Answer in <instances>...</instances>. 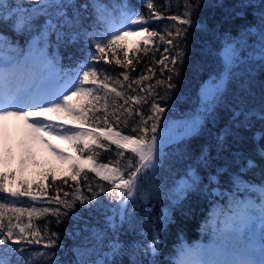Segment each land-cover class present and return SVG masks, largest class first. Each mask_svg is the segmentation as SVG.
Instances as JSON below:
<instances>
[{"label":"snow or ice","instance_id":"obj_1","mask_svg":"<svg viewBox=\"0 0 264 264\" xmlns=\"http://www.w3.org/2000/svg\"><path fill=\"white\" fill-rule=\"evenodd\" d=\"M166 4L170 6V0H166ZM90 6L94 9L95 21L85 26L83 21L87 17L83 13ZM199 6L200 0H196V5L183 0L182 13L166 15V5L158 4L156 0H138V5H133L130 0H121L115 6L118 9L116 15L105 5L99 4L98 0H92L91 5L77 4L75 0H21L20 3L17 0H0V29L7 26L14 33H27L31 36L27 46L22 48L0 30V121L10 117L22 121L29 139L46 143L60 165L67 166L68 178L77 185L71 197L68 193L61 196V189H57V194L46 201L58 207H37V202L47 196L46 187L42 183L36 184L34 189L31 183L21 179L16 172L0 171V246H6L0 248V252L17 254V264H33V261L23 259L25 246L40 245L44 251L31 254L36 264H61L55 259V249L60 247V234L53 232L42 235L40 227L33 223V218L50 214L60 223L62 217H68L76 209L77 202L89 210H92L91 206L95 202L98 209L104 203L98 199L101 194L116 202L114 215L107 217L111 226L115 227L117 216L121 224L126 221L131 223L132 211L128 205L131 203L134 207L143 182L150 174L156 175L167 136L158 132L165 111L161 104L153 99L149 116H145L142 110V105L148 103V97L159 96L151 83L139 87L155 75L153 68L148 67L147 74L142 73L136 79L130 77V72L140 62L137 54L143 51L147 55L157 47L154 42L160 41L164 45L163 53L154 64L160 66L162 75L165 70L169 74L165 79H158L156 86H165V94L160 99H166L169 90L176 87L174 77H179V66L185 61L182 39L188 35V26L194 24L193 12ZM142 7L147 9V14L140 11ZM161 7L165 8L164 12L158 10ZM69 9L72 10L71 15ZM39 17L45 19L37 29L35 21ZM259 19L264 38V3L261 4ZM157 21L168 23L160 27ZM157 28L160 30L157 31ZM53 33L57 44L66 37L71 42L83 39L84 56L74 68L63 69L58 55L49 54V36ZM130 35L140 37L132 48H129L126 39ZM232 47L230 45L229 50ZM100 62L115 63L124 70L113 78L100 71ZM134 84L138 86L136 89L133 88ZM125 86L128 91L118 90ZM129 91L137 94L129 95ZM139 93H147L148 96ZM110 99L112 104H109ZM121 99L122 104L119 103ZM97 104L103 105L102 131L85 126L97 123L99 118L96 112L100 111ZM109 107L113 108L111 113H108ZM133 114L139 116L140 120L132 126L131 135L115 131L109 123V115L119 125L122 115L130 117ZM45 132L70 141L80 155L74 157L55 148L42 135ZM112 145L116 146L117 159L98 164L97 149ZM126 152L131 153L135 163L131 159L122 163ZM260 155L264 156V147H261ZM30 157L31 150L25 148L21 164H25ZM3 161L4 157L0 154V163ZM247 164L254 167L251 159ZM59 170L54 166L44 175L51 177V182L55 183ZM88 170L107 182L108 187L98 185L94 190L89 185L88 192L91 195H84L78 187V177L84 173L83 178L87 179ZM67 182V179L63 180V183ZM195 183L192 181V184ZM233 183L236 184V181ZM191 187V184L185 183L179 185L178 189L184 193ZM236 187L240 190L239 184ZM255 187L259 191L260 203L231 197V204L221 210L223 226L215 229L213 239L208 244L182 246L173 264H264V183ZM23 198L31 202L28 207L18 206ZM24 216H27V223L22 221ZM159 219L166 221L170 216L165 210ZM256 221L260 223L259 234L255 231ZM160 248L159 233H154L146 251L150 250L155 256ZM119 250V245L113 244V254ZM0 264L10 262L0 255ZM80 264L89 262L81 260ZM95 264L106 262L98 261ZM133 264L141 262L134 261ZM152 264H156V261Z\"/></svg>","mask_w":264,"mask_h":264},{"label":"trees","instance_id":"obj_2","mask_svg":"<svg viewBox=\"0 0 264 264\" xmlns=\"http://www.w3.org/2000/svg\"><path fill=\"white\" fill-rule=\"evenodd\" d=\"M20 2L21 0H17V3ZM75 2L91 5L92 0ZM130 2L138 5V0ZM156 2L166 5V15L184 11L183 0H170V6L166 4V0ZM189 2L196 5V0ZM98 3L118 15L115 6L121 0H98ZM262 3L264 0H200V6L193 12L194 24L188 26V35L182 39L185 49L184 64L179 66L180 75L174 77L173 81L176 87L169 90L166 99H160L165 94V86H156V81L165 79L169 73L165 70L162 75L160 66L154 64L155 60L160 59L164 45L157 40L154 42L157 47L147 55L143 51L137 54L140 62L130 72V77L136 79L142 73L147 74L146 69L152 67L155 75L139 87H146L151 83L159 94L148 97V103L142 105L145 116L151 115L149 108L153 99L165 109L158 132L168 134V137L160 167L155 176L150 174L143 182L134 207L131 203L128 205L132 211L131 223L126 221L121 224L118 216L115 227L108 223L107 217L114 215L116 202L104 194L98 197L104 201L98 209L95 202L91 206L92 210L77 202L76 209L68 217H62L60 223L50 214L34 217L33 223L40 227L42 235L53 232L60 234V247L55 249V259L61 264H80L81 260L88 261L89 264L98 261H105L106 264H133L134 261L141 264H152L153 261L156 264H173L177 251L182 246L201 241L208 243L213 239L215 229L223 226L221 210L231 204V197L260 203L259 191L255 186L264 183V156L260 155V149L264 147V58L254 60L250 54L254 47L264 45L259 19ZM158 10L164 12L165 8ZM140 11L147 14L146 8L142 7ZM71 12L69 9V15ZM83 15L87 17L83 21L85 26L94 23L95 13L91 6ZM44 19L39 17L35 21L37 29L44 23ZM167 23L168 21L156 22L160 27ZM0 30L22 48L31 39L29 34L14 33L7 26ZM156 30L159 31L160 28ZM126 39L129 48H132L140 38ZM49 41V54L58 55L63 69L74 68L77 61L82 60V38L71 42L66 37L57 44L53 33L49 36ZM230 45L233 46L231 50H226ZM98 68L113 78L124 70L115 63L104 62H100ZM214 81L221 83L213 95L215 99L212 96L211 100L202 102L200 91L203 85ZM137 87L133 85L134 89ZM118 90L128 91L126 86ZM128 94L137 93L129 91ZM139 94L148 96L147 93ZM119 103L122 104L123 100ZM109 104H112L111 99ZM96 107L100 109L96 112V117L99 118L97 123L85 126L102 131L103 105L97 104ZM112 111L113 108L109 107L108 113ZM195 117L198 121L194 120ZM139 120L140 117L135 114L130 117L122 115L121 123L116 125L114 117L109 115V123L114 130L126 135L133 134L131 128ZM150 124L151 122L149 127ZM25 148L29 146L21 137L13 144L2 145L0 154L4 161L0 163V171L16 172L21 179L31 183L34 189L36 184L42 183L46 187L47 196L37 202L36 206L58 207L46 201L57 194V189H61V196L68 193L71 197L77 187L66 174L67 166L64 171L56 173L57 179L52 183L51 177L44 175L52 168L51 164H42L33 152L30 159L21 164ZM57 148L74 157L80 155L70 141L64 146L57 145ZM97 151L98 164L117 159L115 145ZM129 159L135 163L131 153L126 152L122 163ZM249 159L253 160L254 167L248 166ZM84 175L82 173L78 177V187L84 195H91L88 192L89 185L94 190L98 185L108 187L107 182L91 170L86 173L87 179L83 178ZM185 178L192 187L180 193L178 184ZM64 179L68 180L66 184L63 183ZM234 180L240 185V190L233 183ZM192 181L196 183L192 184ZM30 203L28 198H23L18 206L28 207ZM165 210L170 219L162 221L159 218ZM22 221L27 223V216L22 217ZM154 233H159L161 241L160 251L155 256L150 250L146 251ZM113 244H118L120 248L116 254L112 251ZM4 247L6 246H0ZM37 251L44 249L40 245L25 246L23 259L36 264L31 254ZM0 255L9 260L10 264H17V254L0 252Z\"/></svg>","mask_w":264,"mask_h":264},{"label":"rangeland","instance_id":"obj_3","mask_svg":"<svg viewBox=\"0 0 264 264\" xmlns=\"http://www.w3.org/2000/svg\"><path fill=\"white\" fill-rule=\"evenodd\" d=\"M140 38L136 35H130L129 38ZM229 47H226V50H228ZM250 57H253L254 60L257 58L263 59L264 58V48L262 46H256L251 50ZM221 83L219 81H214V82H208L203 85V88L200 91V97L203 99L202 102H206V100H211L212 96L214 93L217 92L218 88L220 87ZM201 102V103H202ZM15 118H7L5 121H0V147L2 145H10L15 143L18 139L23 138L27 142L29 149L33 154L37 157L42 164L44 163L45 165L51 164L52 167H57L60 169L57 172L64 171L66 165H60V163L57 161L55 154L52 152V150L48 147V145L44 142H41L39 140H31L29 137L26 135V127L24 123H15L14 121ZM17 120V119H16ZM194 120L198 121L197 118L195 117ZM19 123V124H18ZM13 124L17 125V128H13ZM19 126V127H18ZM22 127V128H21ZM18 131V132H17ZM42 135L45 136V139L47 141H50L51 144L57 148V145H67V140L63 139L59 136L56 135H49L48 133H42ZM168 137V134H166ZM59 149V148H57ZM60 150V149H59ZM187 183L186 178L181 179L178 186ZM260 230V223L259 221L255 222V231L257 234H259ZM198 244H208L204 242H199Z\"/></svg>","mask_w":264,"mask_h":264},{"label":"bare ground","instance_id":"obj_4","mask_svg":"<svg viewBox=\"0 0 264 264\" xmlns=\"http://www.w3.org/2000/svg\"><path fill=\"white\" fill-rule=\"evenodd\" d=\"M5 121V120H4ZM14 121H15V123H17V121L19 122L20 120H16V119H14ZM19 123H22L21 121L19 122ZM18 123V124H19ZM19 127V126H18ZM13 128L14 129H16L17 128V125L16 124H13ZM22 128V127H21ZM18 132V131H17Z\"/></svg>","mask_w":264,"mask_h":264}]
</instances>
